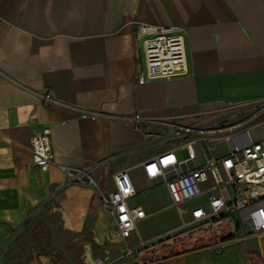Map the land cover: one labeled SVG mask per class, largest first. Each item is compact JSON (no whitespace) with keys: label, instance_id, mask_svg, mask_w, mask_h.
Wrapping results in <instances>:
<instances>
[{"label":"crops","instance_id":"crops-1","mask_svg":"<svg viewBox=\"0 0 264 264\" xmlns=\"http://www.w3.org/2000/svg\"><path fill=\"white\" fill-rule=\"evenodd\" d=\"M146 24L182 28L187 74L138 83L145 63L137 33ZM263 101L264 0H0V264H105L111 245L119 256L110 264H252L243 245L256 238L220 254L173 253L170 243L133 248V235L125 246L137 253L125 257L97 189L68 183L60 166L92 169L100 188L107 166L109 194L113 174L128 171L135 184L144 162L173 148L174 126L209 128L231 107ZM131 116L141 123L123 119ZM263 123L264 109L244 128L217 126L191 139L221 141L222 156L231 134L264 140L252 134ZM46 129L55 156L42 172L31 139ZM150 182L169 208L165 188ZM156 205L147 204L156 214L149 220L163 211ZM167 232L141 237L153 244Z\"/></svg>","mask_w":264,"mask_h":264},{"label":"built area","instance_id":"built-area-1","mask_svg":"<svg viewBox=\"0 0 264 264\" xmlns=\"http://www.w3.org/2000/svg\"><path fill=\"white\" fill-rule=\"evenodd\" d=\"M137 39L143 45L145 70L138 76L140 85L154 80H171L187 74V56L182 28L170 25H141ZM46 102L54 99L49 94H38ZM136 125L139 116L123 117ZM174 126L168 140L172 149L142 164L145 178L157 181L167 191L169 208L175 210L181 224L151 244L139 241L149 249L155 244L170 243L173 253L200 248H212L218 254L236 242L264 236V140H246L249 133L241 131L224 138L228 152L216 156L206 138L192 140L195 133L216 128ZM31 152L34 164L47 172L54 164L51 131L33 135ZM186 152V158L178 154ZM210 152V154H209ZM68 183H83L97 189L102 208L114 221L117 235L126 244L138 228V223L155 216L149 206H134L131 201L139 196L128 171L113 174L114 190L106 194L92 178V169L70 170L60 166ZM147 211H146V209ZM136 251L127 246L124 256L132 257Z\"/></svg>","mask_w":264,"mask_h":264},{"label":"rangeland","instance_id":"rangeland-1","mask_svg":"<svg viewBox=\"0 0 264 264\" xmlns=\"http://www.w3.org/2000/svg\"><path fill=\"white\" fill-rule=\"evenodd\" d=\"M263 109L264 101L256 105H251L249 109L246 110L231 107V109L226 111L229 116L225 117V120L222 119V123L218 125V130H220L219 132H221V129L225 127H234V130H237L242 127L244 128L247 122H249L251 119L253 120L259 113H261ZM252 134L255 137H264V123L254 127L252 129ZM201 144L202 146H205L207 148L208 144H210L212 147L217 146L219 151L216 153L214 152L215 155L223 151V144L221 141H202ZM186 156V152H181L178 154V157L180 159H184L186 158ZM101 168H103L101 172V189L105 193L110 191V169L107 166ZM135 184L141 196L136 198L134 203L146 207L148 203L155 202L157 203L156 206L159 207V211H163H161L160 214H158L155 218L151 220L147 219L138 223V228L134 233V236L128 242V244L131 245L133 248L138 247L140 235L143 236L145 240H148L149 238H152L157 234L167 232L176 225L177 227H179L181 224V220L179 219V217H175L173 210L168 208L167 201L161 198V194H163V191L161 189H159L160 191L153 190L152 183L148 181L143 174L135 175ZM155 198H159L158 201L155 200ZM38 231L40 234L42 231V239H44L43 230L38 229ZM119 245L125 246V243H120ZM243 246L245 250L249 252L250 258L252 259V264H264V237H262L261 239L256 238L254 240H249L247 243H244ZM15 247L17 250L20 249V247L18 248V246ZM109 248L111 249V254L110 256H108V260L104 262L105 264L113 263L114 260H117V257L119 256L117 246L111 245ZM22 251H24V249ZM7 264H18V261L9 259L7 261Z\"/></svg>","mask_w":264,"mask_h":264},{"label":"water","instance_id":"water-1","mask_svg":"<svg viewBox=\"0 0 264 264\" xmlns=\"http://www.w3.org/2000/svg\"><path fill=\"white\" fill-rule=\"evenodd\" d=\"M115 264H122L121 262H117V263H115Z\"/></svg>","mask_w":264,"mask_h":264}]
</instances>
